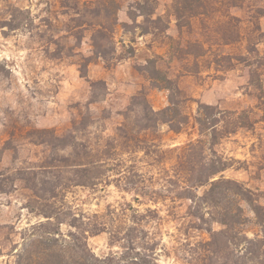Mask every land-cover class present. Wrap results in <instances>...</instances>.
<instances>
[{"label": "trees", "instance_id": "1", "mask_svg": "<svg viewBox=\"0 0 264 264\" xmlns=\"http://www.w3.org/2000/svg\"><path fill=\"white\" fill-rule=\"evenodd\" d=\"M158 4L159 0H134L128 12L134 25L123 22L122 27L139 28L140 35L169 38L168 59L160 54L151 59L150 75L154 87L169 91L165 107L155 109L148 93L141 91L132 96L123 111V121L112 133H105V129L98 128L99 119L92 115L89 106L96 102L97 90L106 84L103 80H93L91 99L80 109L79 119L67 132L59 134L53 128H42L23 133L27 141L45 145L50 152L40 165L14 175L32 191L29 209L46 218L33 227L25 247L17 253V264H162L156 254V241H151V246L138 241L135 231L141 218L136 214L139 210L131 205L132 213L109 205L105 213H95L87 223L82 220L84 228L77 223L78 217L73 216L66 203V192L71 186L95 188L103 182L133 194L135 200L143 198L154 204L167 201L172 208L177 199L191 201L186 211L189 227L207 233L208 237L192 246L200 249L189 260L190 264H264V191L226 177L223 172L235 159L215 148L222 138L253 128L255 121L248 110H225L199 103L193 117L199 137L180 149L170 169L159 167L160 188L147 189L146 171L139 165L143 162L159 166L164 160L166 149L157 141L160 125L166 124L169 130L179 133L192 118L188 111L191 97L169 76L168 70L157 65L160 59L169 64L175 59H191L196 67L202 63L204 68L216 70L243 65L249 69V85H255L261 92L259 97L262 96V73L257 67L264 65V55L259 59H254V55L260 56L257 44L264 40L261 27L264 0H171L163 14H157ZM63 6L69 8L70 21L74 24L68 25V31L89 29L94 57L107 67L131 53V45L124 43H121V52L118 51L120 0H63ZM139 16L143 18L140 23ZM173 19L177 37L167 34ZM12 21L9 25L14 28ZM197 22L200 38H184L192 34ZM68 38L60 35L52 39L55 54H59L56 57L71 49L65 42ZM235 43L242 45L239 53L222 50ZM92 59L81 57L79 70L83 77L88 76ZM255 62H258L256 67ZM3 180L0 179V186ZM200 187L206 189L198 193L196 189ZM246 206L259 227L253 236L246 230L251 221L246 215ZM147 211L151 212V218H159L157 208ZM64 223L80 228L79 232L69 231L66 238L61 228ZM214 223L221 228L215 229ZM100 232H109L113 242L123 241L121 249L97 255L81 239L87 233Z\"/></svg>", "mask_w": 264, "mask_h": 264}, {"label": "rangeland", "instance_id": "2", "mask_svg": "<svg viewBox=\"0 0 264 264\" xmlns=\"http://www.w3.org/2000/svg\"><path fill=\"white\" fill-rule=\"evenodd\" d=\"M120 1V24L116 30L118 51L121 52V43H124L131 45V53L125 52L128 56L107 67L101 59L94 57L89 29L81 27L68 31V25L74 24L63 0H0V179L4 178L0 186V264H17V253L25 247L33 227L46 221L45 217L28 207L31 189L14 177L20 170L28 172L29 168L40 165L50 152L45 145L27 141L23 136L25 131L53 128L59 134L67 132L79 119L80 109H84L91 99L93 80H103L106 84L97 90L96 102L89 106L92 115L99 119L98 128L105 129V133H112L123 121L122 113L132 96L141 91L148 93L155 109L165 107L169 102V91L154 87L150 75L151 59L159 54L168 59L170 40L164 35L160 38L151 34L140 35L139 28L122 27L123 22L134 25L128 14L129 5L134 0ZM170 2L159 0L157 14H163ZM13 9L17 10L13 12ZM11 19L14 28L9 25ZM142 19L139 16L137 22H142ZM194 27L192 34L184 38H200V23ZM261 27L264 31V17L261 18ZM167 34L178 35L174 19ZM60 35L69 36L65 42L71 49L56 57L59 54H55L52 39ZM257 48L260 56L254 55V59L264 55V40L257 44ZM222 50L239 53L242 45L235 43ZM82 56L93 58L87 77H83L79 70ZM166 60L160 59L157 65L168 70L169 76L175 78L191 97L188 111L192 118L179 133L169 130L166 124L159 126L157 141L166 149L164 160L159 166L139 163L146 171L147 189L160 188L159 167L170 169L180 149L199 137L193 117L199 103H205L225 110H248L255 121L253 128L222 138L215 148L224 156L235 159L223 172L226 177L241 181L254 190L264 191V92L259 97L260 90L249 85V69L238 65L233 69L216 70L214 67L204 68L202 63L196 67L191 59H175L170 64ZM257 65L255 62V67ZM257 68L262 73L264 88V65ZM205 189L200 187L196 190L202 193ZM65 200L73 216L78 217V224L82 220L87 223L95 213H105L109 205L128 209V213L133 212L130 205L137 208L136 214L141 221L135 235L138 241L149 246L151 241L157 242L156 254L162 264H190L189 260L196 257L200 249L192 246L208 237L207 233L189 227L186 211L191 201L177 199L172 208L167 201L154 204L143 198L135 200L133 194L106 182L95 188L71 186ZM148 208H157L159 218H151ZM246 215L251 219L246 230L253 236L259 232V227L254 223V214L248 206ZM213 227L220 229L221 225L214 223ZM61 228L66 238L69 231L80 230L65 223ZM85 236L81 239L97 255L120 250L123 243L111 241L109 232L87 233Z\"/></svg>", "mask_w": 264, "mask_h": 264}]
</instances>
